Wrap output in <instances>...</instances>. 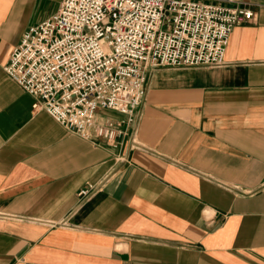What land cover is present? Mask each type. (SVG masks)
I'll return each instance as SVG.
<instances>
[{
  "label": "crops",
  "instance_id": "0c3cea01",
  "mask_svg": "<svg viewBox=\"0 0 264 264\" xmlns=\"http://www.w3.org/2000/svg\"><path fill=\"white\" fill-rule=\"evenodd\" d=\"M60 1L0 0V264H264V0H202L254 18L222 65L150 69L116 143L34 110L3 68Z\"/></svg>",
  "mask_w": 264,
  "mask_h": 264
},
{
  "label": "built area",
  "instance_id": "2783aa9c",
  "mask_svg": "<svg viewBox=\"0 0 264 264\" xmlns=\"http://www.w3.org/2000/svg\"><path fill=\"white\" fill-rule=\"evenodd\" d=\"M253 18L245 5L202 0H61L22 33L3 68L34 95V110L116 143L134 130L150 69L222 65L233 27ZM100 108L123 117L101 120Z\"/></svg>",
  "mask_w": 264,
  "mask_h": 264
}]
</instances>
